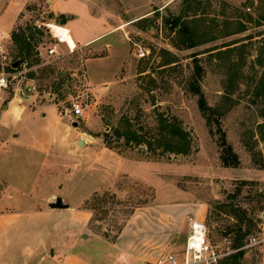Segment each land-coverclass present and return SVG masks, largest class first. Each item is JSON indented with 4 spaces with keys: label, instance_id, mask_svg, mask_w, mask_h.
<instances>
[{
    "label": "rangeland",
    "instance_id": "obj_1",
    "mask_svg": "<svg viewBox=\"0 0 264 264\" xmlns=\"http://www.w3.org/2000/svg\"><path fill=\"white\" fill-rule=\"evenodd\" d=\"M18 9L13 30L40 25L35 39L41 42L40 53L34 50L30 59L10 47V60L24 73L12 89L32 86L37 99L53 101L64 112L70 98L82 95L79 80H85L90 104L75 128L103 141L102 135L127 116L149 136L157 111L176 117L192 137L188 155L162 157L111 137L114 148L106 158L111 162L115 153L157 162L158 184L125 182L118 195L92 196L85 204L92 214L87 225L61 234L73 241L56 245L59 260L128 264L115 260L112 249L119 246L139 258L135 264H150L164 253L181 255L189 224L198 221L221 252L234 249L238 237L242 247L256 238L255 245L242 250L238 264H264V0H0V32L10 31ZM60 11L74 18L73 33L91 37L107 30V35L87 47L71 44V52L47 29L60 25ZM177 16L189 32L178 33L182 24L171 28ZM186 36H193L197 46L185 48ZM54 44L56 54L48 56ZM191 83L218 111L238 168L222 167L215 126L202 116ZM71 221L62 217L60 222ZM50 250H45V264H53Z\"/></svg>",
    "mask_w": 264,
    "mask_h": 264
},
{
    "label": "crops",
    "instance_id": "obj_2",
    "mask_svg": "<svg viewBox=\"0 0 264 264\" xmlns=\"http://www.w3.org/2000/svg\"><path fill=\"white\" fill-rule=\"evenodd\" d=\"M20 12L13 13L11 29L4 33H11ZM73 19L63 26L74 47H87L107 35L104 30L91 37L79 36L69 26ZM10 90L0 91V264H45L47 247L53 264H66L59 260L56 245L72 244V239L61 235L64 229L87 225L92 216L85 208L87 201L106 191L118 195L125 182L152 187L159 179V163L115 153L110 162L106 157L111 149L100 136L75 128L66 109L60 111L55 102L37 99L32 93L14 96ZM57 197L68 208L50 209L48 205ZM62 217L72 221L64 225ZM187 234L188 230L184 242ZM112 250L117 262L135 264L139 259L125 248Z\"/></svg>",
    "mask_w": 264,
    "mask_h": 264
},
{
    "label": "trees",
    "instance_id": "obj_3",
    "mask_svg": "<svg viewBox=\"0 0 264 264\" xmlns=\"http://www.w3.org/2000/svg\"><path fill=\"white\" fill-rule=\"evenodd\" d=\"M186 1L188 2L193 0ZM59 19L60 25H64L66 23L67 18L64 15H59ZM181 24L182 17L177 16L171 20L170 26L172 29H175ZM182 26V29H180L179 27L178 33H180L181 31H183L184 34L187 33V27L184 24H182ZM239 32L241 31H238L234 34H237ZM37 33L40 35L39 29L28 25H25V27L18 26L15 30L11 32L12 45L16 48L18 57L22 59H30L34 56V47H36L37 44L41 42L40 39H35V35ZM186 37L187 38L181 42L185 46V48H193L197 46L196 42L193 40V36ZM189 88L192 94L199 96V100L197 102L198 108L202 113V116L205 118L208 126H215L214 135L218 136L217 145L220 148L219 160L221 162L222 167L238 168L240 165L239 158L232 149V146L227 142L225 132L222 130L221 123L218 118V111L209 107L206 104V102L203 100V96L199 87H197L194 83H191ZM132 120L133 119H130L127 116H123L119 119V121L114 127H110V131L102 135L105 147H107L108 149L114 148L111 145L110 141L112 140L111 137H113L116 141L122 140L125 147L145 146L146 152L157 157H162L166 155L185 156L191 152V134L183 128L181 122L176 117L166 116L156 111L155 129L154 132L149 136H147L146 134L139 133L138 129H135ZM102 121H104V119H102ZM210 133H213L212 129H210ZM247 182L248 181H243L242 183L246 184ZM242 221V218H238V223ZM237 232L239 234L240 229L237 230ZM241 239L242 237H238V244L234 245V249H240V247L243 246L241 243ZM242 256L243 251L238 250L237 252L226 258L224 264H238Z\"/></svg>",
    "mask_w": 264,
    "mask_h": 264
},
{
    "label": "built area",
    "instance_id": "obj_4",
    "mask_svg": "<svg viewBox=\"0 0 264 264\" xmlns=\"http://www.w3.org/2000/svg\"><path fill=\"white\" fill-rule=\"evenodd\" d=\"M48 26L49 24L47 25V29L49 30V33L52 35V37L56 40V43L58 45H64L63 41H61V37L53 33L51 28ZM57 26L58 29L65 28L63 25ZM33 27L39 29L40 25L34 24ZM65 32L70 35L68 29L65 30ZM57 44H54L47 49L46 54L48 56L56 54ZM11 46V33L0 32V91H8L12 89L14 80L21 78L24 74L23 71L17 72L18 67L16 69L12 68L14 61H11L9 58V50ZM34 48L35 51L39 52V43ZM69 50L72 52L71 49ZM143 55L144 54L140 52L138 56ZM80 81L81 80H79V87H81L82 83V95L70 98L68 101L69 109L66 110L74 122H77L84 117V113L90 104L88 103L89 98L87 93V84L85 83V80L81 82ZM12 91L14 96L22 97L24 95L29 96L34 91V88L29 85H20L12 89ZM0 106H2V104H0ZM256 243V238L252 237L249 240V243L240 249H232L229 251L227 247L226 251L221 252L209 242L207 238L206 226L202 222L191 221L188 228V234L184 242L182 254L175 255L173 253H164L159 255L157 259L150 264H222L229 255L237 252L238 250L249 248Z\"/></svg>",
    "mask_w": 264,
    "mask_h": 264
},
{
    "label": "bare ground",
    "instance_id": "obj_5",
    "mask_svg": "<svg viewBox=\"0 0 264 264\" xmlns=\"http://www.w3.org/2000/svg\"><path fill=\"white\" fill-rule=\"evenodd\" d=\"M49 28H51L52 32L55 33L56 35H59V37H61V41H63V44L68 48V49H71L72 52H73V47L71 46L70 44V37L71 35H69L68 33L65 32V28H61V29H58V26L57 25H53V24H49L48 26ZM59 33V34H57Z\"/></svg>",
    "mask_w": 264,
    "mask_h": 264
},
{
    "label": "water",
    "instance_id": "obj_6",
    "mask_svg": "<svg viewBox=\"0 0 264 264\" xmlns=\"http://www.w3.org/2000/svg\"><path fill=\"white\" fill-rule=\"evenodd\" d=\"M18 65H19L18 62H14V63L12 64V68L16 69V68L18 67ZM73 126L76 127L77 124L74 123ZM78 145L81 146V145H82V141H79ZM48 207H49L50 209H54V210H63V209L68 208L67 205L62 204V201H61V199H60L59 197L55 198V200H54L52 203H50V204L48 205Z\"/></svg>",
    "mask_w": 264,
    "mask_h": 264
}]
</instances>
